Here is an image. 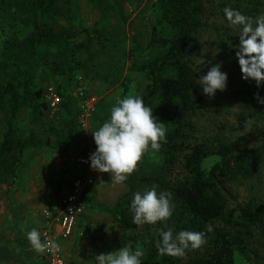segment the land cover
Returning <instances> with one entry per match:
<instances>
[{
    "label": "rangeland",
    "instance_id": "rangeland-1",
    "mask_svg": "<svg viewBox=\"0 0 264 264\" xmlns=\"http://www.w3.org/2000/svg\"><path fill=\"white\" fill-rule=\"evenodd\" d=\"M262 2L264 4V0ZM163 9L162 0H70L64 14L55 17L52 27L62 32L63 37L39 47L38 53L49 68L39 61L42 66L37 71L35 85L42 90L43 97L49 88L57 89L66 101L65 106L73 109L76 117L70 120L65 110L53 113L46 110L35 118L29 108L17 114V129L30 143L21 153L0 154V264H30V256H36L37 251L29 243L27 232L33 228L40 232L44 226L41 211L46 207L49 213L55 211L58 195L67 192L65 185L76 167V156L92 136L90 132L110 117L118 98L144 93L147 71L139 67L163 52L159 45L149 44L151 29L155 27L158 38L173 33L171 25L162 19ZM261 15L264 9L256 17ZM221 22L219 15L211 18L210 29L201 34L200 55L195 58V67L199 79L212 66L221 64V71L228 76L227 88L217 90L214 96H204L197 127L219 134L224 141L259 149L264 139V106L255 114L244 98L237 96L241 90L253 87L254 80L243 79L236 57L239 32L236 31L235 38H223L228 47L218 42L212 27ZM2 41L0 36V49ZM160 74L157 71L156 75ZM91 96L96 97V103L85 106L83 102ZM160 105L157 95L148 104L153 111ZM166 105L175 106L173 101ZM91 107L93 110L89 111ZM159 121L169 129L166 121ZM5 130V115L0 111V143ZM162 160L161 149L146 152L138 170L122 185L113 184L110 174L95 171L96 180L88 190L85 213L77 230L71 238L59 239L69 261L97 264L95 255L108 254L128 244L133 250L137 246L144 250L142 264H157L168 256L154 249L159 247L161 229H172L174 235L179 232L176 223L180 207L172 195L174 211L167 221L137 225L133 223L131 211L137 191L156 185L158 192L170 193L162 172ZM216 160L214 155L208 157L203 163L204 169H209ZM260 182L264 186V156ZM255 183L248 180L233 184L229 206L243 203ZM129 187L128 204L123 212L128 226L124 227L113 221L110 210ZM10 191L13 194L7 195ZM42 213L44 215V211ZM8 226L13 230L7 229ZM256 235L261 240V233ZM16 257L18 261L13 260ZM35 259L32 257L31 264H36ZM251 263L236 253L234 264Z\"/></svg>",
    "mask_w": 264,
    "mask_h": 264
},
{
    "label": "trees",
    "instance_id": "trees-1",
    "mask_svg": "<svg viewBox=\"0 0 264 264\" xmlns=\"http://www.w3.org/2000/svg\"><path fill=\"white\" fill-rule=\"evenodd\" d=\"M162 1V19L171 25L173 33L158 38L152 27L149 44L159 45L163 52L139 67L147 71L148 80L141 97L148 106L157 95L161 105L153 114L169 125L160 149L166 187L180 207L177 229L179 232L206 231L210 224L213 231L207 233V243L201 248L189 247L183 258L167 256L157 264H234L236 253L251 264H264V186L260 182L264 139L259 149H254L224 141L217 133L199 130L197 121L203 113L205 94L202 85L196 82L195 67V58L200 55V37L203 31L210 29L211 18L217 15L222 18V22L212 28L218 42L228 47L223 38H235L240 29L229 26L223 9L231 7L256 18L264 4L262 0ZM69 4L70 0H0V36L3 38L0 111L4 112L6 121L0 154L21 153L30 143L17 129L16 117L22 109L29 108L35 118L47 110L35 79L42 64L49 65L42 60L38 49L62 39L63 33L54 30L52 24ZM157 71L160 76L156 75ZM257 93L264 98V85L258 87L255 80L253 87L237 93L255 114L264 106L257 101ZM172 101L174 107L166 105ZM65 105L62 97L60 111L65 110L70 120H75V111ZM213 155L217 160L209 169H204V161ZM248 180L256 183L251 186L247 199L231 208V186ZM130 190L131 187L110 210L113 221L124 227L128 226L123 212ZM256 233H261V240ZM158 240H162L160 235ZM157 250L158 247L154 252Z\"/></svg>",
    "mask_w": 264,
    "mask_h": 264
},
{
    "label": "clouds",
    "instance_id": "clouds-1",
    "mask_svg": "<svg viewBox=\"0 0 264 264\" xmlns=\"http://www.w3.org/2000/svg\"><path fill=\"white\" fill-rule=\"evenodd\" d=\"M223 11L229 26L240 29L236 57L243 79L255 80L258 87L264 85V15L253 18L231 7H225ZM221 67V64L212 66L206 75L196 81L202 85L205 95L214 96L217 90H226L228 76L221 71ZM256 99L264 104V98L259 93ZM166 133V124L158 120L141 96L118 98L110 110V117L92 132L97 147L90 155L91 168L110 174L113 184L122 185L138 170V164L146 152L160 150ZM131 211L133 223L137 225L167 221L174 211L171 193L158 192L156 185L143 192L137 191L131 202ZM212 231L210 224L206 231L182 230L175 235L172 229H161L162 240L158 252L160 255L183 258L189 247L195 250L205 245L207 233ZM27 239L39 253L60 248L54 240L42 241L40 232L35 228L27 232ZM143 255L142 248L137 246L133 250L128 244L117 251L95 255V260L97 264H142Z\"/></svg>",
    "mask_w": 264,
    "mask_h": 264
},
{
    "label": "built area",
    "instance_id": "built-area-1",
    "mask_svg": "<svg viewBox=\"0 0 264 264\" xmlns=\"http://www.w3.org/2000/svg\"><path fill=\"white\" fill-rule=\"evenodd\" d=\"M43 98L49 113L60 111L62 97L57 89L49 88ZM95 103L96 97L94 96L89 97L87 102H83L85 106L90 104L94 105ZM88 110L92 111L93 107ZM87 114L86 112L84 116H87ZM81 122L80 126L84 127V124ZM96 147L92 139L86 140L76 160L77 173L70 179L67 192L59 196L55 211L49 213L47 210H44L45 224L40 231L41 240H54L60 245V248L59 250L39 253L42 258L41 264H77L69 261L65 257L59 239L66 240L73 235L84 213L86 191L95 182V174L91 168L90 155L96 151Z\"/></svg>",
    "mask_w": 264,
    "mask_h": 264
},
{
    "label": "crops",
    "instance_id": "crops-1",
    "mask_svg": "<svg viewBox=\"0 0 264 264\" xmlns=\"http://www.w3.org/2000/svg\"><path fill=\"white\" fill-rule=\"evenodd\" d=\"M90 135H92V136H90L88 139H92V140L95 142V140H94V138H93V134H92L91 132H90ZM81 137H82V136H81ZM88 139H87V140H88ZM80 153H81V149H80L78 155L76 156V160H77L78 156L80 155ZM76 173H77V169H76V167H75V169H74V171H73V173H72L70 179H71L72 176H73L74 174H76ZM94 174H95V170H94ZM95 180H96V174H95ZM69 183H70V180L67 181V184L65 185V187H66L67 190H68V187H69ZM91 187H92V186H91ZM91 187H90V188H91ZM90 188H89V189H90ZM89 189H88V190H89ZM88 190L86 191L85 199H86V196H87ZM8 194L12 195L13 193L10 191V192L7 193V195H8ZM60 195H61V194H59L58 197H59ZM42 199H43V198H42ZM46 208H47V207H46ZM46 208H44L42 211H44ZM42 211H41L40 217H41V221L43 222V224H45V217H44V215H42V214H43ZM84 211H85V210H84ZM84 213H85V212H84ZM84 213H83V214H84ZM82 217H83V215L81 216V218H80V220H79V222H78V225H79V223H80ZM78 225H77V228H78ZM77 228L75 229V231L77 230ZM7 229H9L10 231L13 230V228H12L11 226H8ZM75 231H74V233H75ZM74 233H73V234H74ZM72 236H73V235H72ZM72 236H71V237H72ZM71 237H70V238H71ZM28 255H31V253H29ZM32 257H35V258H36V259L34 260V261L36 262V264H41L42 259H41V257L39 256V252H37V255H36V256H34V255L30 256L31 259L29 258V261H28L30 264L33 263V262H31V261H32ZM40 259H41V260H40ZM13 260L18 261V260H19V257H18V258L16 257V258L13 259ZM25 260H28V257L25 258Z\"/></svg>",
    "mask_w": 264,
    "mask_h": 264
}]
</instances>
